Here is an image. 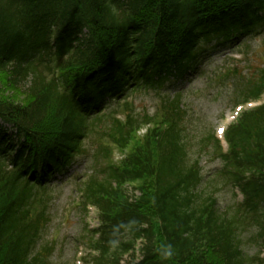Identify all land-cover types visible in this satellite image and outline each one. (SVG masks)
I'll list each match as a JSON object with an SVG mask.
<instances>
[{
	"label": "trees",
	"instance_id": "obj_1",
	"mask_svg": "<svg viewBox=\"0 0 264 264\" xmlns=\"http://www.w3.org/2000/svg\"><path fill=\"white\" fill-rule=\"evenodd\" d=\"M259 30L264 0H0V264L52 263L51 179L83 151L106 161L74 184L100 220L97 237L84 227L89 264H264L245 251L264 248V103L229 125L224 152L213 130L195 142L180 92L153 114L125 99L197 71L213 40ZM246 67L228 75L235 103L264 94V62ZM203 154L220 160L209 189ZM222 185L244 199L223 208L206 191Z\"/></svg>",
	"mask_w": 264,
	"mask_h": 264
},
{
	"label": "rangeland",
	"instance_id": "obj_2",
	"mask_svg": "<svg viewBox=\"0 0 264 264\" xmlns=\"http://www.w3.org/2000/svg\"><path fill=\"white\" fill-rule=\"evenodd\" d=\"M261 31L259 30L258 33L260 35L246 36L242 39V43L237 42L230 46L218 45L215 48L212 45L207 46L197 71L188 72L183 78L172 80L161 89H147L144 92L131 95L128 101L137 111L153 114L158 109L163 96L173 97L180 92L185 98V103H187L190 112L187 123L191 135L195 137V142L198 143V140L210 130H214L218 137H222L223 134L219 133V128L226 130L240 111L238 106L244 108L242 103L236 104L234 102L236 95L234 91L238 84L237 76L229 78L228 75L230 72L232 74L243 69V74H247L252 71V68L246 67L247 64L253 62L255 66H258L264 62V33H260ZM245 45H248V48H243ZM241 54L244 55V58ZM234 57L238 61L234 60ZM233 68H237V71H232ZM263 100L264 97L257 102L248 103L245 107L256 105ZM114 109L117 110L118 116L126 113L123 106ZM144 131L145 129L141 130V133ZM104 143L111 147L106 141ZM86 146L91 147L90 142H86ZM224 147L226 148V145ZM111 148L114 159L119 160L122 153L116 148ZM83 153L74 159L68 173L58 176L54 182L56 194L52 201L53 206L49 211V229L43 237V241L56 242V251L51 264H87L86 262L89 261L87 257L92 253L88 243L83 241L85 240L83 234L85 233L84 227L98 226L97 210L90 208L85 213L78 206L80 194L74 184L80 179L84 180L92 172L93 166L97 168L96 166L103 165L106 161L103 159L93 161L87 154L88 151H83ZM200 164L205 171V178L210 179L208 183L206 182V189H209L212 187V183L216 181L214 172L219 168L220 160L203 154ZM71 174L73 177L69 179ZM202 186L200 187L203 188ZM206 191L215 193L219 201L218 204L223 208L232 202L233 192H236L234 188L231 189V187H224L223 185L216 192L211 189ZM239 200L240 196H236L235 201ZM254 230L255 228H251L252 232ZM245 248L246 253L252 257L259 255L261 250L262 254L264 251L259 243L252 239L245 241ZM83 253L85 257L82 259Z\"/></svg>",
	"mask_w": 264,
	"mask_h": 264
}]
</instances>
